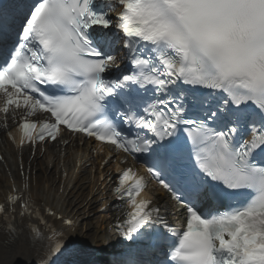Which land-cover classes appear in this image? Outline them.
I'll list each match as a JSON object with an SVG mask.
<instances>
[{
  "label": "snow or ice",
  "instance_id": "1",
  "mask_svg": "<svg viewBox=\"0 0 264 264\" xmlns=\"http://www.w3.org/2000/svg\"><path fill=\"white\" fill-rule=\"evenodd\" d=\"M9 120L18 147L67 130L111 145L119 164L143 157L178 205L173 224L145 176L117 167L113 195L129 210L113 227L134 247L112 264H158L156 250L163 264H264V0L0 3V126ZM6 199L3 242L26 231L41 264H64L65 229L30 197ZM18 202L23 228L12 222Z\"/></svg>",
  "mask_w": 264,
  "mask_h": 264
},
{
  "label": "bare ground",
  "instance_id": "2",
  "mask_svg": "<svg viewBox=\"0 0 264 264\" xmlns=\"http://www.w3.org/2000/svg\"><path fill=\"white\" fill-rule=\"evenodd\" d=\"M7 127L0 126V201L5 193L16 190L35 204L75 220L71 232L75 244L65 254L64 264H84L87 249L111 253L116 240L113 222L122 208L109 194L113 172L110 162L104 163L107 156L97 153L94 143L78 135H65L50 145L18 147L6 137ZM150 190L159 204H167L162 192ZM101 212L94 223L91 215ZM25 222L18 227L23 228ZM3 230L0 222V264H41L40 246L29 242L26 231L15 243H4ZM106 262L103 259L102 263Z\"/></svg>",
  "mask_w": 264,
  "mask_h": 264
},
{
  "label": "rangeland",
  "instance_id": "3",
  "mask_svg": "<svg viewBox=\"0 0 264 264\" xmlns=\"http://www.w3.org/2000/svg\"><path fill=\"white\" fill-rule=\"evenodd\" d=\"M99 210V208L97 209V211ZM102 214H96V213H93L91 215V219L93 220L94 223H96V219H98L99 217H101Z\"/></svg>",
  "mask_w": 264,
  "mask_h": 264
}]
</instances>
